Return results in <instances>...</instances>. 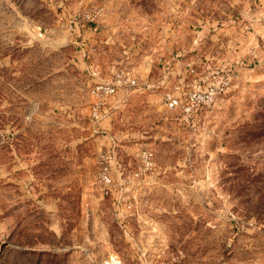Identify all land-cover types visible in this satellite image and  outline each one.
Listing matches in <instances>:
<instances>
[{
  "label": "rangeland",
  "instance_id": "1",
  "mask_svg": "<svg viewBox=\"0 0 264 264\" xmlns=\"http://www.w3.org/2000/svg\"><path fill=\"white\" fill-rule=\"evenodd\" d=\"M0 264H264V0H0Z\"/></svg>",
  "mask_w": 264,
  "mask_h": 264
},
{
  "label": "built area",
  "instance_id": "2",
  "mask_svg": "<svg viewBox=\"0 0 264 264\" xmlns=\"http://www.w3.org/2000/svg\"><path fill=\"white\" fill-rule=\"evenodd\" d=\"M191 73L194 71L190 69ZM137 78L129 72L120 70L114 83L102 82L93 88V94L99 97V101L93 108L92 117L98 122L102 116V110L107 105V99L116 94L119 87L138 86ZM228 86V80L223 79L219 84L209 86L205 89L193 87L189 90L180 89L175 92L167 90L164 92L163 100L167 109L178 111L188 118H192L205 109L210 108L216 101L217 95ZM141 172L151 171L155 165V155L151 150L140 153ZM102 181L110 186L112 179L105 168L102 173ZM139 174V173H138Z\"/></svg>",
  "mask_w": 264,
  "mask_h": 264
},
{
  "label": "crops",
  "instance_id": "3",
  "mask_svg": "<svg viewBox=\"0 0 264 264\" xmlns=\"http://www.w3.org/2000/svg\"><path fill=\"white\" fill-rule=\"evenodd\" d=\"M94 30H96V29H94ZM93 95L97 98V100H96V102L94 104V106H95L96 103L99 101V97H97L95 94H93ZM94 106H93V108H94ZM114 112H115V110H113V107H108V105H106V107L102 110L101 119L98 122L94 121L95 124H99L101 122V125L103 127L110 126V128L112 130L111 133L113 134L114 132H113V127L112 126L114 124L112 125V121H113L112 115H113Z\"/></svg>",
  "mask_w": 264,
  "mask_h": 264
}]
</instances>
